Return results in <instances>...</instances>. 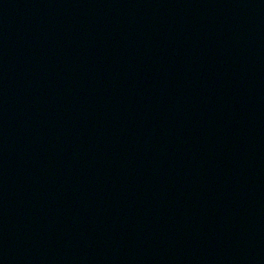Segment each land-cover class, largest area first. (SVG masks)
Masks as SVG:
<instances>
[{
	"label": "water",
	"instance_id": "95a60500",
	"mask_svg": "<svg viewBox=\"0 0 264 264\" xmlns=\"http://www.w3.org/2000/svg\"><path fill=\"white\" fill-rule=\"evenodd\" d=\"M0 264H264V0H0Z\"/></svg>",
	"mask_w": 264,
	"mask_h": 264
}]
</instances>
